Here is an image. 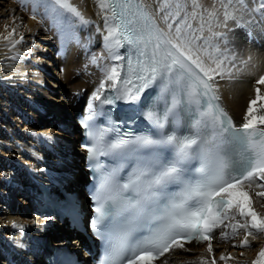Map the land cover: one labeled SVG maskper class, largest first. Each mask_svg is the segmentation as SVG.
I'll return each mask as SVG.
<instances>
[{
  "label": "snow or ice",
  "instance_id": "obj_1",
  "mask_svg": "<svg viewBox=\"0 0 264 264\" xmlns=\"http://www.w3.org/2000/svg\"><path fill=\"white\" fill-rule=\"evenodd\" d=\"M31 2V18L35 20L42 9V18L51 22L65 51L71 43L81 45L78 29L93 21L72 0ZM97 4L107 33L106 59L122 62L101 68L103 79L88 99L83 122L90 139L85 145L87 159L97 161L101 171L90 222L106 245L99 264H168L166 253L193 241H208L207 250L212 252V233L221 227H230L232 237L240 229L246 237L253 230L264 233V216L253 210L246 190L253 182L264 189V95L255 87V98L237 125L220 94V81L238 79L234 68L242 71L234 63L236 57L226 54L229 21L243 27L228 6L239 4L236 11L259 12L264 2L250 9L247 0H221L223 18L209 12L208 37L182 32L180 24L192 27L187 14L173 36L172 24L165 32L139 0H97ZM191 6L201 7L198 0H191ZM163 7H169L167 0ZM175 7L179 15L188 7L187 0H177ZM164 19L167 22V15ZM212 20L224 30L214 31ZM201 21L198 30L203 33V17ZM22 40L23 36L15 43ZM91 63L100 67L95 54ZM255 84L264 85V75ZM118 102L127 105L121 109L122 120L142 117L150 127L139 134H121L114 123L96 125L100 115L111 121L105 106L114 108ZM101 156L123 163L103 171ZM129 163L131 171L121 176ZM256 195L264 197V191ZM11 225L23 231L24 225L15 221ZM221 237L227 240L229 235L222 232ZM240 246H249L247 238ZM252 264H264V248Z\"/></svg>",
  "mask_w": 264,
  "mask_h": 264
},
{
  "label": "bare ground",
  "instance_id": "obj_2",
  "mask_svg": "<svg viewBox=\"0 0 264 264\" xmlns=\"http://www.w3.org/2000/svg\"><path fill=\"white\" fill-rule=\"evenodd\" d=\"M143 1L165 32L169 31L167 25L172 24L173 36L186 14L187 24L192 27L188 29L180 24L182 32L191 35L194 31L195 35L204 37L210 36L209 12L215 11L223 18L221 0H198L201 7L195 9L191 0H187L188 7L181 9L179 15H175L177 0H167L169 7H163L165 0ZM262 2L264 0H247L250 9L259 7ZM72 3L93 23L78 29L81 45L71 43L65 51L51 22L42 18V9L35 20L31 18V0H0V264H42L45 255L65 247L66 241L73 237L75 231L67 222L61 223L54 215L40 216L42 202L38 195L42 186H47L50 193L60 194L57 183L64 188H77L80 184L77 192L87 211V228L88 217L92 215L84 190L87 173L74 164L67 167L71 161L81 162L83 155L78 147H73L78 146L76 142L80 136L69 114L74 117L79 111H88V99L103 79L101 68L122 62L106 59L103 36L107 33L103 14L98 15L101 10L97 0H72ZM236 8L239 4L235 8L228 6V11L236 15L243 27L229 21L232 31L228 32L226 54L236 57L234 63L242 71L237 72L234 68L233 73L238 79L220 81V94L221 101L240 124L249 100L255 98V87H260L261 95H264V85L255 84L264 75V9L242 12ZM201 17L203 33L198 30ZM212 24L214 31L224 30L215 27V20ZM21 36L23 40L15 43ZM197 43L203 44V40ZM221 49L224 50L223 42ZM120 51L122 53V49ZM93 54L100 67L91 63ZM77 95L83 96L81 101L77 100ZM60 117L66 120L64 127L71 133L55 128L54 121ZM64 162L67 165L63 168ZM21 185H26L29 190L15 199ZM246 190L250 192L253 210L264 216V197L256 195L264 189L253 182ZM237 219L241 218L237 216ZM12 221L24 225L23 231L13 228ZM234 222L225 221L226 224ZM222 232L228 233L227 240L221 237ZM245 238L249 246L241 247ZM73 239L71 247L87 242L86 236L79 232ZM208 243L173 251L167 257L168 264H212L213 260L215 264H252L264 248V233L257 234L253 230V234L246 237L245 230L240 229L232 237L230 227H221L215 230L212 252L207 250ZM221 256L228 259L221 260ZM81 259L89 264L86 256Z\"/></svg>",
  "mask_w": 264,
  "mask_h": 264
},
{
  "label": "rangeland",
  "instance_id": "obj_3",
  "mask_svg": "<svg viewBox=\"0 0 264 264\" xmlns=\"http://www.w3.org/2000/svg\"><path fill=\"white\" fill-rule=\"evenodd\" d=\"M47 73V72H46ZM49 74L50 75H52V72L50 71L49 72ZM50 80H52V79H50ZM52 82V81H51ZM85 90V89H84ZM84 110V109H83ZM66 116H68L67 114H66ZM69 116H72L71 117V120H73L74 121V117H73V115H70L69 114ZM68 116V117H69ZM51 118V117H50ZM55 118V115L53 114V116H52V119H54ZM54 122H56L55 123V128L57 129V130H60L61 128L62 129H64V130H66L68 133H71V131L70 130H68L67 128H65L64 127V125H65V123H66V120L65 119H63V118H57ZM73 132V131H72ZM73 146V145H72ZM74 148H76L77 146H76V144H75V146H73ZM60 154H62V153H58V155H60ZM66 156H63L62 158H65ZM65 165H67V163L66 162H64V164L63 165H61V167H65ZM73 165H68L67 167H72ZM24 186V185H23ZM22 185L21 186H19V190H20V192H18L17 194H16V196H15V199L17 198V197H20V196H22V192L23 191H26V190H29L28 188H26V185L23 187ZM79 186H80V184H79ZM72 187H70V188H68V189H71ZM77 190H80V187L79 188H77ZM19 205V204H18ZM25 208V207H24ZM29 208V207H28ZM32 213H34V210L32 211ZM74 240V239H73ZM81 256L83 257L84 255H83V253L81 254ZM41 263L43 264L44 263V258L42 259V261H41Z\"/></svg>",
  "mask_w": 264,
  "mask_h": 264
},
{
  "label": "water",
  "instance_id": "obj_4",
  "mask_svg": "<svg viewBox=\"0 0 264 264\" xmlns=\"http://www.w3.org/2000/svg\"><path fill=\"white\" fill-rule=\"evenodd\" d=\"M73 192V191H72Z\"/></svg>",
  "mask_w": 264,
  "mask_h": 264
}]
</instances>
